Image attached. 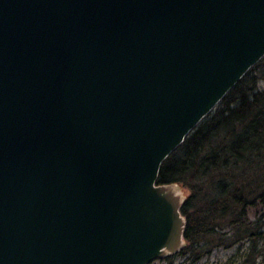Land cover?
<instances>
[{
  "label": "water",
  "instance_id": "water-1",
  "mask_svg": "<svg viewBox=\"0 0 264 264\" xmlns=\"http://www.w3.org/2000/svg\"><path fill=\"white\" fill-rule=\"evenodd\" d=\"M264 56V0H0V264L185 246L165 158Z\"/></svg>",
  "mask_w": 264,
  "mask_h": 264
},
{
  "label": "trees",
  "instance_id": "trees-1",
  "mask_svg": "<svg viewBox=\"0 0 264 264\" xmlns=\"http://www.w3.org/2000/svg\"><path fill=\"white\" fill-rule=\"evenodd\" d=\"M157 180L189 191L180 253L197 260L248 241L239 264L264 261L263 223L247 220L249 209L264 206V56L165 158Z\"/></svg>",
  "mask_w": 264,
  "mask_h": 264
},
{
  "label": "rangeland",
  "instance_id": "rangeland-1",
  "mask_svg": "<svg viewBox=\"0 0 264 264\" xmlns=\"http://www.w3.org/2000/svg\"><path fill=\"white\" fill-rule=\"evenodd\" d=\"M184 189L186 195H188L189 191L186 188ZM247 220L254 223L262 222L264 229V206L259 205L257 208L249 209ZM240 244H235L229 248L223 246L213 247L209 253L202 255L197 260H192V256L188 252L189 250H186L184 253L179 252L170 259L171 264H236L241 261L242 255L246 252L249 243L248 241H243ZM263 246L264 244H262ZM168 262L164 259H154L149 264H167ZM256 264H264V261L258 257Z\"/></svg>",
  "mask_w": 264,
  "mask_h": 264
},
{
  "label": "flooded vegetation",
  "instance_id": "flooded-vegetation-1",
  "mask_svg": "<svg viewBox=\"0 0 264 264\" xmlns=\"http://www.w3.org/2000/svg\"><path fill=\"white\" fill-rule=\"evenodd\" d=\"M178 254V253H177ZM176 255V254H175ZM175 255H172V256H169V257H167V258H165L164 260H166V261H169L170 263H171V260L170 259H172V257H174ZM163 260V259H162ZM239 263H240V261H239ZM239 263H236V264H239ZM168 264V263H167Z\"/></svg>",
  "mask_w": 264,
  "mask_h": 264
}]
</instances>
